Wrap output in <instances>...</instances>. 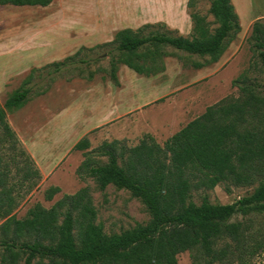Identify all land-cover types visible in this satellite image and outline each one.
I'll return each instance as SVG.
<instances>
[{"label":"trees","instance_id":"trees-1","mask_svg":"<svg viewBox=\"0 0 264 264\" xmlns=\"http://www.w3.org/2000/svg\"><path fill=\"white\" fill-rule=\"evenodd\" d=\"M52 2L0 0V7L44 8ZM194 5L195 0H188L186 7L191 10ZM209 13L217 24L213 33L204 18L191 13L188 37L160 32L163 24L125 28L109 43L82 47L62 61L31 69L0 105L1 135L16 148L7 114L24 107L32 94L45 93H36L39 81H34L44 71L51 78L65 69L87 68L102 59L90 56L101 48H106L109 59L103 71L115 85L119 66L145 78L162 73L164 59L170 57L167 48L209 58L203 65L193 64L195 68L217 63L240 31V23L231 0H212ZM251 38L264 64V28L258 21ZM86 79L92 80L93 74L87 73ZM237 86L240 97L206 108L162 146L149 135L130 148L114 140L97 149L106 158L104 164L86 159L79 165L77 175L92 179L97 190L113 186L138 199L149 215L145 224L105 234L96 224L87 187L63 195L49 209L37 204L23 219H16L10 216L14 199L0 180V218L4 219L0 264H177L183 253L189 254L191 264H264V259L255 261L264 254V232L254 230L253 221L246 219L264 213V84L241 81ZM88 148L89 141L83 137L72 151ZM32 174L37 173L27 167L24 177ZM219 185L256 187L228 205H213L206 196L199 205L191 201L193 191H211ZM225 190L229 192L228 187ZM57 193L59 189L51 187L45 198L52 200ZM237 216L243 219L233 221Z\"/></svg>","mask_w":264,"mask_h":264},{"label":"rangeland","instance_id":"rangeland-1","mask_svg":"<svg viewBox=\"0 0 264 264\" xmlns=\"http://www.w3.org/2000/svg\"><path fill=\"white\" fill-rule=\"evenodd\" d=\"M147 1L150 0H53L44 8L1 6L0 105L21 86L31 69L62 61L82 47L109 43L119 30L163 24L165 28L160 32L188 37L191 13L204 18L211 33L217 28L209 13L212 0H195L191 10L186 7L188 0H181L173 21H154L133 11L134 6ZM255 4L256 13L264 12V0H256ZM247 18L246 12L241 13L240 31L218 62L207 67L195 68L193 64L203 65L208 57L167 48L170 57L164 59L162 73L145 78L119 66L115 85L103 71L108 69L109 59L106 48H101L90 56L102 59L90 62L87 68L65 69L51 78L44 71L43 77L34 81H39L36 93H45L32 94L24 107L7 114L18 142L15 149L0 132V180L14 199L10 216L23 219L35 205L49 209L63 195H73L87 187L96 224L105 234L147 223L145 207L129 192L113 186L101 192L92 179L79 177L76 170L86 159L104 164L106 158L97 154L103 143L116 140L130 148L149 135L162 146L206 108L240 97L237 85L241 81L263 85L264 64L258 55L261 50L251 38L255 22L249 26ZM258 22L264 28V20ZM89 72L93 74L90 81L86 79ZM83 137L88 139L89 148L85 152L72 151ZM83 153H87L86 158ZM27 167L37 174L25 178ZM51 187L58 188L59 193L47 200L45 194ZM255 187L219 185L211 191H193L191 201L199 205L206 196L213 205H228L250 195ZM1 190L0 186V193ZM242 219L237 216L233 221ZM246 219L253 221L254 230L264 232V213L251 214ZM3 221L0 218V225ZM177 259V264H191L188 253ZM263 259L264 254L255 261Z\"/></svg>","mask_w":264,"mask_h":264},{"label":"crops","instance_id":"crops-1","mask_svg":"<svg viewBox=\"0 0 264 264\" xmlns=\"http://www.w3.org/2000/svg\"><path fill=\"white\" fill-rule=\"evenodd\" d=\"M180 2L181 0H150L145 3L137 4L138 7L137 5L134 6L133 11L138 10L145 14V16H150V19L154 21H173L175 19L174 17L179 14ZM231 2L240 22L241 13L245 14V12L248 14L247 21L249 26L256 21L264 20L263 11H258V13L254 11L256 0H250L249 4L247 3V0H231ZM245 7H247V11L244 10ZM251 8H253L252 12ZM165 15H167V18L164 17Z\"/></svg>","mask_w":264,"mask_h":264}]
</instances>
